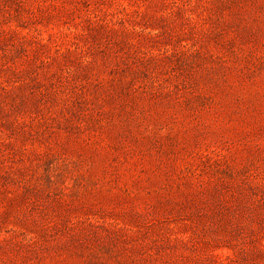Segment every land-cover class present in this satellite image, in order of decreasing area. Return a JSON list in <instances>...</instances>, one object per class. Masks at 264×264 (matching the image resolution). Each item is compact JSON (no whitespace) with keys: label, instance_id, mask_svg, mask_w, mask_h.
<instances>
[{"label":"rangeland","instance_id":"obj_1","mask_svg":"<svg viewBox=\"0 0 264 264\" xmlns=\"http://www.w3.org/2000/svg\"><path fill=\"white\" fill-rule=\"evenodd\" d=\"M0 264H264V0H0Z\"/></svg>","mask_w":264,"mask_h":264}]
</instances>
